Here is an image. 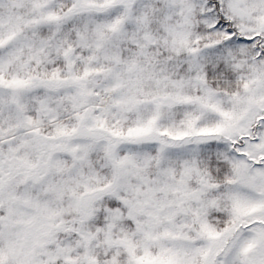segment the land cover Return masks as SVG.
I'll list each match as a JSON object with an SVG mask.
<instances>
[{"label": "snow or ice", "instance_id": "6c2138e0", "mask_svg": "<svg viewBox=\"0 0 264 264\" xmlns=\"http://www.w3.org/2000/svg\"><path fill=\"white\" fill-rule=\"evenodd\" d=\"M0 264H264V0H0Z\"/></svg>", "mask_w": 264, "mask_h": 264}]
</instances>
